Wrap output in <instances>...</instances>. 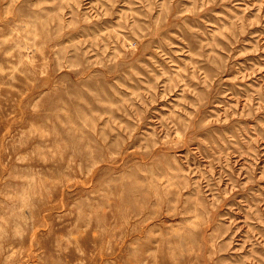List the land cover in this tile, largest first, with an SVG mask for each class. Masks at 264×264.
I'll return each mask as SVG.
<instances>
[{"label": "rangeland", "instance_id": "374dc122", "mask_svg": "<svg viewBox=\"0 0 264 264\" xmlns=\"http://www.w3.org/2000/svg\"><path fill=\"white\" fill-rule=\"evenodd\" d=\"M0 264H264V0H0Z\"/></svg>", "mask_w": 264, "mask_h": 264}]
</instances>
